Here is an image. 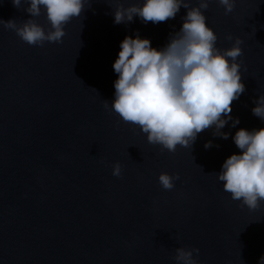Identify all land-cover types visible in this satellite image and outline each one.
<instances>
[{
  "label": "water",
  "instance_id": "1",
  "mask_svg": "<svg viewBox=\"0 0 264 264\" xmlns=\"http://www.w3.org/2000/svg\"><path fill=\"white\" fill-rule=\"evenodd\" d=\"M137 2L89 0L62 42L43 46L0 25V264H175L178 247L198 248L197 264H258L264 256V202L249 210L216 176L240 153L235 132L264 128L252 113L264 94V0H235L228 14L210 0L203 10L219 49L243 40L245 91L230 113L239 124L221 129L228 139L208 128L175 152L111 110L121 41L138 31L160 49L187 12L156 24L114 23L118 4ZM25 7L0 0V19L21 24L30 18ZM34 19L50 29L43 12ZM161 173L179 174L172 190L161 187Z\"/></svg>",
  "mask_w": 264,
  "mask_h": 264
},
{
  "label": "clouds",
  "instance_id": "2",
  "mask_svg": "<svg viewBox=\"0 0 264 264\" xmlns=\"http://www.w3.org/2000/svg\"><path fill=\"white\" fill-rule=\"evenodd\" d=\"M88 3L89 0H12L17 9L27 5L24 11L30 18L21 24L14 19H0V25L14 30L29 45L60 43L66 34L65 25L80 17ZM209 3L210 0H198L193 6L191 0H138L128 6L120 3L113 9L116 24L132 22L134 17L145 24H156L175 18L181 7L187 9L181 28L170 35L164 47H152L150 39L141 38L137 31L135 37L126 36L121 41L113 63L117 79L111 110L124 122L139 127L150 144L168 152H175L178 145L191 149L198 133L208 128H213L214 136L228 139L230 134L221 129L229 121L232 127L239 124V118L230 113L233 101L245 91L241 80L243 62H238L243 55V40L235 38L229 49L217 47L218 37L208 26L203 11ZM217 3L224 7L225 14L235 7V0ZM42 12L50 24L48 31L34 19ZM227 39L233 37L229 35ZM254 103L252 113L264 121V94ZM104 106L108 107L109 102L104 101ZM232 139L240 153L228 157L216 176L231 199L255 210L264 202V128H241ZM204 147H213V142L207 141ZM112 175H122L118 161L112 166ZM179 179L178 173H161L158 177L165 190H172ZM194 253L198 256L199 249L178 247L173 260L175 264H197ZM258 264H264V256Z\"/></svg>",
  "mask_w": 264,
  "mask_h": 264
}]
</instances>
